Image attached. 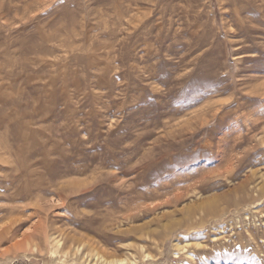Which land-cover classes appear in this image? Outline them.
I'll list each match as a JSON object with an SVG mask.
<instances>
[{
	"label": "rangeland",
	"instance_id": "374dc122",
	"mask_svg": "<svg viewBox=\"0 0 264 264\" xmlns=\"http://www.w3.org/2000/svg\"><path fill=\"white\" fill-rule=\"evenodd\" d=\"M118 260L264 264V0H0V264Z\"/></svg>",
	"mask_w": 264,
	"mask_h": 264
},
{
	"label": "bare ground",
	"instance_id": "6f19581e",
	"mask_svg": "<svg viewBox=\"0 0 264 264\" xmlns=\"http://www.w3.org/2000/svg\"><path fill=\"white\" fill-rule=\"evenodd\" d=\"M22 161V160H21ZM20 162V161H19ZM21 164V163H20ZM22 165V164H21ZM226 169V168H225ZM45 173V172H44ZM34 180V179H33ZM32 181V180H31ZM183 196V195H182ZM103 264H126V262L124 260H118V261H115V262H112V261H102Z\"/></svg>",
	"mask_w": 264,
	"mask_h": 264
}]
</instances>
